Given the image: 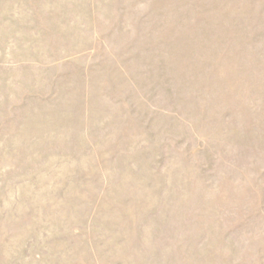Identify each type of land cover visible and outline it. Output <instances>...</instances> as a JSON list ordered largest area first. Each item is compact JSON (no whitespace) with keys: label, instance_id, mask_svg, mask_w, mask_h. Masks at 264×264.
<instances>
[{"label":"rangeland","instance_id":"1","mask_svg":"<svg viewBox=\"0 0 264 264\" xmlns=\"http://www.w3.org/2000/svg\"><path fill=\"white\" fill-rule=\"evenodd\" d=\"M0 264H264V0H0Z\"/></svg>","mask_w":264,"mask_h":264}]
</instances>
